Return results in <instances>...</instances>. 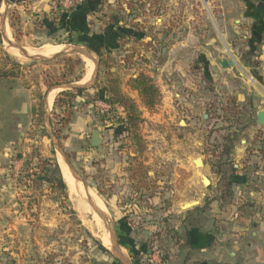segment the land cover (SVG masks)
<instances>
[{
  "label": "rangeland",
  "instance_id": "1",
  "mask_svg": "<svg viewBox=\"0 0 264 264\" xmlns=\"http://www.w3.org/2000/svg\"><path fill=\"white\" fill-rule=\"evenodd\" d=\"M26 1L8 9L7 28L14 42L30 53L38 50L31 54H41L42 49L50 48L45 46L48 44L58 46L59 51L76 45L87 47L68 43L72 35L67 34V28L43 24L45 17L58 23L64 11L61 0ZM252 1L87 2L94 5L88 16L89 36L104 33L114 16L121 20V26L133 28L135 33L123 38L118 48L105 47L104 63L87 47L100 58L96 81L84 90H71L75 92L69 107L71 116L53 101L50 124L45 116V96L54 84L49 89L48 84L61 76V83H87L93 76L94 62L79 55L50 60L26 58L3 40L0 28V59L5 53L21 66V75L0 77V157L7 153L3 160H7L6 176L13 194L11 202L7 201V208L13 212L4 222L17 227L12 230L18 238L9 242L14 256L22 254L16 264H122L110 240L105 245L110 236L108 225L113 227L130 264H135L134 256H139L141 264H160L172 255L175 258L173 253L181 246L188 220L198 219L200 212L213 217L218 210H225L232 218L234 208L250 203L243 164L235 170L234 159L226 162L225 154L218 158L230 145L244 146L241 141L246 140L243 132L249 117L243 115L246 101L238 102L236 96L242 95L245 83L235 76L238 68L220 73L214 71V63L220 56L234 60L235 55L256 51L257 47L252 50L250 44L246 50L244 40L251 24L244 18L254 9L247 6L249 2L257 5ZM44 5L50 6L49 12L38 11ZM3 10L4 0H0V18ZM137 31L146 36L138 39ZM128 55L132 57L127 59ZM108 72L117 73L123 91L140 105L143 151H136L126 133L115 136L117 115L123 114L121 107L114 106L104 114L96 111L94 102L100 99ZM141 72L152 77L161 92L152 109L144 107L137 92L127 85ZM55 91L54 100L63 90ZM40 96L42 113L34 111ZM79 115L83 120H93L85 134L73 129L74 117ZM66 118L69 120L64 126ZM48 126L87 180L89 193L106 210L108 219L90 203L83 185L81 192L90 204L91 215L76 206L67 182V195L58 197L59 185L38 180L35 172L40 171L42 159H60L48 136ZM99 127L104 138L102 150L90 145L91 132ZM255 135L260 143V131ZM197 157L203 159V167L195 165ZM232 174L241 179L235 182L234 177L229 193L225 183ZM202 175L211 180L209 186L204 185ZM188 202L195 205L183 208ZM100 243L108 251L102 250Z\"/></svg>",
  "mask_w": 264,
  "mask_h": 264
},
{
  "label": "crops",
  "instance_id": "2",
  "mask_svg": "<svg viewBox=\"0 0 264 264\" xmlns=\"http://www.w3.org/2000/svg\"><path fill=\"white\" fill-rule=\"evenodd\" d=\"M26 2H48V0H29ZM84 2H102V0H84ZM107 2H112V0H107ZM252 2H257V5L249 2L247 6L248 8L254 7V9L252 8V12L244 18L251 21L248 30L244 32V40L247 44L246 50L249 48L248 44H250L252 50L257 47L256 51H248L240 54L239 57L235 55L234 61L237 65L231 68H224L218 63V60L224 59L225 56L216 58L214 63V71L220 73L225 71L230 73L233 69L238 68L235 71V76L238 75L245 83L241 87L244 88V92L242 95H237L236 98L238 102L239 100L246 101L243 105L246 109L243 115L246 114L249 117V122L243 135L247 137L245 141H241L244 144L243 147L236 146V144L233 146L230 153L231 157L226 162L234 159L233 166L235 170L240 167V164L245 167V182L249 186H247L245 193L250 199V203H246L248 205L241 210H239L240 206L234 208L231 213L232 218L228 217L225 210H218L213 217L200 212V215L197 216L198 219L188 220L186 226H184L181 246L176 253H173L176 254L175 258H172V255L169 260L166 259L165 262L160 264H264V124L259 125L257 121L258 112L264 111V0H253ZM50 9V6L44 5L38 11L49 12ZM64 11L65 13H63ZM64 11L62 12L63 22H69L72 27L80 28L82 24H88V16L92 9L87 4H83L74 13L73 17V13H68V9ZM235 21L238 22L237 19ZM54 22L48 17L43 19L45 27H56ZM70 32L71 30L68 29V35H77V32L71 34ZM45 46L50 47L49 52L43 53L45 55H51L59 51L58 46L49 44ZM240 65L243 69L240 68ZM55 95V90L49 95L50 106L55 101ZM51 97L52 100H50ZM78 121L81 124L77 125ZM92 123V118H84L83 120L79 115L76 118L74 117L76 127L73 129L77 134H85L86 129ZM98 129L103 142L102 130L100 127ZM259 131V138L262 140L260 143L255 135ZM9 142L11 143L12 140L9 139ZM248 142L251 143L248 145ZM1 148L0 145V150ZM5 155L7 153L0 157V264H16L22 254L14 256L15 251L12 250L10 243L18 238L12 230L17 229V227L13 223L7 224L4 222L13 212L11 207L7 208V201L9 203L12 200L13 194L6 176L7 160H3ZM57 160L59 162V159ZM236 163H239V165ZM240 179L241 177L235 176V182ZM7 231L10 232L8 235H6ZM11 232L14 237H12ZM105 245L107 244L105 243Z\"/></svg>",
  "mask_w": 264,
  "mask_h": 264
},
{
  "label": "trees",
  "instance_id": "3",
  "mask_svg": "<svg viewBox=\"0 0 264 264\" xmlns=\"http://www.w3.org/2000/svg\"><path fill=\"white\" fill-rule=\"evenodd\" d=\"M82 1L79 2L76 6L70 8V10L68 9V13L69 12L73 13L72 17L74 13L77 12L80 7H82L83 4H87V2H84V0ZM87 5L90 6L91 9L94 7V5L91 4L90 5L87 4ZM62 15L63 14L61 13V16L56 25H61L64 26V28L70 29L71 30L70 34L73 32H77V35L72 36V38L68 40V43L77 42L86 45L87 47L91 48L93 51L97 52L99 56H101L102 63H104L103 57L104 54L106 53L104 50L105 47L118 48L120 46V41L123 38L132 36V33H135L133 28H127L125 26H121L120 25L121 20H119L118 17L114 16V20L108 24L107 28H105L104 30V33L89 36V32H88L89 29L87 25L82 24L80 28H76L75 26L72 27V25L69 22H63ZM48 24H52V23H48ZM145 36L146 34L144 32L140 33L137 31L136 37L138 39L144 38ZM0 54H2L1 49H0ZM131 57L132 55H128L127 59ZM1 61H4L5 63L3 62L1 64ZM8 63H10V65ZM0 65H1L0 77H16L18 75H21L20 64L17 63L16 61L11 60V58L7 56L5 53H4V58L0 59ZM63 79H64L63 76H61L60 79L53 81L51 84H48V89L52 86V84L61 83ZM127 85L131 90L137 92L142 105L148 109L154 108L161 98V92L159 87L155 84L152 77L146 75L143 72L139 73L136 77H131ZM104 87L105 88H103L101 94H99L100 99L104 100L105 102L113 106H119L123 109L124 115L118 114L115 121L116 123V125L114 126L115 136H119L126 133L127 137H129V139L132 141L133 146H137L136 151L137 152L143 151L144 140L142 139V136L140 134L142 113L138 101L135 98H133L130 94H126L123 91L120 83V78L116 72H108L106 74V81ZM77 90L81 91L84 89H77ZM61 96H63V98H61ZM73 97H75L74 91L71 90L62 91L60 92V95H58L57 98L55 99V106L62 109L63 112L68 113V116H71L72 112L69 107L71 106V101ZM36 107H38L37 110ZM38 109L42 113V109H43L42 99L39 106L34 107V111H38ZM68 120H69L68 118L64 119L62 125L64 126L67 125ZM232 148L233 145L228 146L227 149H225L223 152L218 154V158L222 159L223 158L222 156L225 154L226 159L228 160L230 158L229 155L232 151ZM39 170H40L39 172H35L39 181L41 182L46 181L53 183V185H59L61 187V190H59L58 197L64 196L66 194L67 185L66 182L64 181L60 166L55 157L42 159ZM234 177L235 174H232L225 183L229 193L231 192L232 186L234 184ZM247 205L248 204H244L243 206H240L239 210H241L242 208L244 209V207ZM100 248L104 251H108V249L105 248L101 243H100ZM134 257H135L134 263L141 264L139 256H134Z\"/></svg>",
  "mask_w": 264,
  "mask_h": 264
},
{
  "label": "water",
  "instance_id": "4",
  "mask_svg": "<svg viewBox=\"0 0 264 264\" xmlns=\"http://www.w3.org/2000/svg\"><path fill=\"white\" fill-rule=\"evenodd\" d=\"M18 1H20V0H4V10H3L2 14H1V18H0V28H1L2 38L10 47L15 48L20 54H22V56L29 58V59H32V60H50L53 58H58V57H63V56L79 55V56H83L85 58L91 59L95 64V70H94L93 76L87 83H84V84L58 83V84H54L49 89L48 93L45 96V113H46L45 116H46V120H47L48 124H50V120H49V111H50L49 95H50V93L54 90H57V89H62L63 91H67V90L85 89L87 87L92 86L94 84V82L96 81V78L98 76L99 66H100V58L94 52H92L89 48H87L85 46H80V45L72 46L71 48H67L65 50L56 52V53L51 54V55L31 54L28 51V49H26L25 47L14 42L10 38L9 33H8V28H7L8 9L10 6L17 3ZM218 63H220L221 66L224 68H231L236 64L235 61L231 58L220 59V60H218ZM257 121H258L259 125L264 124V111L258 112ZM47 129H48L47 130L48 136L50 137L51 141L53 142V144L56 148V151L61 156L62 161L68 167L75 183L78 186V189L80 188V185H83V187L88 192V200L90 201V203L94 206V208H96L98 210V212H100L101 217H106L108 219V215L106 213V210L103 209L101 206H99L97 204L96 200L89 193V189L91 188L90 185L88 184V182L84 178V176L82 174H80V172H78V170L76 169V167L74 166V164L70 160L68 154L65 152L60 141L58 140L55 131H53L51 126H48ZM90 145L92 147L97 148L98 150H102V138L100 136V131L98 128H94L92 130ZM194 163H195V165L200 166V167L204 166V161L201 157L195 158ZM58 164H59V162H58ZM202 181H203L204 185H206V186H209L211 184V180L206 175H202ZM190 204H192V205H190ZM196 204H198V203H196ZM193 205H195L193 202H188V203L183 205V208L186 209V208H189ZM108 230L110 233V236H109V240L111 242L110 244L112 246V251L114 252L116 258H118L122 264H130V261L126 258V256L124 255V253L122 252V250L120 248V245H119L117 238H116V233H115V231L111 225H108Z\"/></svg>",
  "mask_w": 264,
  "mask_h": 264
},
{
  "label": "bare ground",
  "instance_id": "5",
  "mask_svg": "<svg viewBox=\"0 0 264 264\" xmlns=\"http://www.w3.org/2000/svg\"><path fill=\"white\" fill-rule=\"evenodd\" d=\"M52 47V46H51ZM53 48V47H52ZM54 49V48H53ZM49 50V48L48 49H46V48H44V49H42L39 53H44V52H49L48 51ZM36 51H38V50H36ZM35 51V52H36ZM33 51H31V53H32ZM35 52H33V53H35ZM36 54H38V53H36ZM54 95V94H53ZM52 95V96H53ZM50 100H52V97H51V99ZM51 105H52V103H51ZM59 163H60V166H61V169H62V172H63V175H64V177H65V182H67V184H68V190H69V196L71 197V199H73L75 202H76V206L79 208V209H81V211H86V213H88V214H92L91 213V207H90V204L87 202V200H85L84 198L85 197H83V194H82V192H81V186H80V188L78 189V186H77V184L75 183V181H74V179H73V177H72V175L70 174V171H69V169H68V167L66 166V164L62 161V158H61V156H59ZM84 194L88 197V192L86 191V189L84 188ZM100 206V205H99ZM80 211V212H81ZM98 211V210H97ZM95 212V211H94ZM96 213V212H95ZM95 213H93V214H95ZM97 216V215H96ZM95 216V217H96ZM94 218V217H93ZM99 222V221H98ZM105 243L108 245V243H109V239L108 238H106V241H105ZM124 253V252H123ZM125 254V253H124Z\"/></svg>",
  "mask_w": 264,
  "mask_h": 264
},
{
  "label": "built area",
  "instance_id": "6",
  "mask_svg": "<svg viewBox=\"0 0 264 264\" xmlns=\"http://www.w3.org/2000/svg\"><path fill=\"white\" fill-rule=\"evenodd\" d=\"M81 1L82 0H61V2L63 3V6H64V8H63L64 10H67L69 8L76 6ZM94 106L96 108V111L98 113H101V114L108 113L110 110H112L114 108L113 105L105 102L102 99L96 100L94 102Z\"/></svg>",
  "mask_w": 264,
  "mask_h": 264
}]
</instances>
